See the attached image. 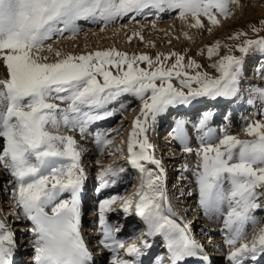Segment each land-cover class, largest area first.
Returning <instances> with one entry per match:
<instances>
[{"label":"snow or ice","instance_id":"obj_1","mask_svg":"<svg viewBox=\"0 0 264 264\" xmlns=\"http://www.w3.org/2000/svg\"><path fill=\"white\" fill-rule=\"evenodd\" d=\"M241 7V0H0V62L6 73L0 78V165L11 177L13 203L19 213L16 218L31 224L33 264H95L80 230V193L87 179L80 165L81 154L72 136L54 133L61 128L78 129L83 136L94 123L113 117L116 110L109 105L125 95L140 101L139 115L128 133L126 157L138 173L139 184L126 197L111 196L99 202L100 244L111 253L109 264H143L145 250L152 247L148 238L154 237L161 238L167 253L166 260L157 257L154 264H186L188 260L211 264L190 224L178 222L166 188V172L151 152L148 130L170 108L200 99L234 100L240 92L247 55L255 51L264 56V37L259 36L264 20L259 28L251 26L257 39H244L234 48L228 47L225 55L220 56L225 46L219 41L198 53L209 60L219 56L209 65L214 76L200 71L201 65L192 59L185 62V56L176 52L152 58L110 48L65 55L47 42L78 36L81 21L99 26L103 32L125 19L131 24L138 17L159 18L162 13H175L188 29H204L207 21L211 33ZM152 27L156 28L155 22ZM246 35L239 31L229 39L237 41ZM135 36L140 33L127 39ZM184 38L191 39L187 32ZM45 48L54 52V62L42 55ZM142 63L147 67H140ZM174 79L179 87L173 84ZM256 100L264 106V88H250L247 103ZM119 110L125 111L126 106L121 104ZM260 115L264 116V111ZM213 116L210 111L203 112L193 125L199 134L197 149L189 147L184 120L177 121L173 139L183 152L195 151L192 175L204 214H222L227 206L222 232L224 244L234 249L227 256L229 264L254 262L264 256V227L251 240L246 229L249 224L253 228L259 224L253 212L264 208L259 202L264 196V120L248 123L243 131L249 139H240L224 127L218 136L209 127ZM95 143L103 154L112 141L98 134ZM183 170H188L186 164ZM125 172L124 167L101 166L97 193L115 184ZM65 194L66 199L62 198ZM117 202L125 216L132 215L134 209L143 223L144 239L139 245L118 238L121 226L108 222L107 213L115 210ZM16 247L14 233L0 222V264H14Z\"/></svg>","mask_w":264,"mask_h":264},{"label":"rangeland","instance_id":"obj_2","mask_svg":"<svg viewBox=\"0 0 264 264\" xmlns=\"http://www.w3.org/2000/svg\"><path fill=\"white\" fill-rule=\"evenodd\" d=\"M241 4L243 6L240 9L236 10V12L234 13V15L232 17L228 18L227 20H221V26L225 25L226 21H228V20H229L228 22L230 24L236 23L237 21H239L238 25H236V26L234 25V26H231V27L230 26H226L224 31L221 28V26L216 27V29L219 30L218 34L211 35L208 40H204V41H202V42H200L198 44H193L192 45L191 41L194 42L195 40L191 39L189 41L188 39H185L184 36H182L180 38H178V37L168 38L166 41H164L162 39H164L165 36H160V35H164V33L162 31H158V33L160 35L157 34L156 36H154L152 34L151 38L149 39L150 43L143 45L144 48H142L140 51H138V52H132V51L128 52V51L120 49L119 47L118 48L110 47V45H107V44L102 45L100 42L92 43L91 42L92 41L91 38L93 36H96V34L94 33V34L88 36V35H86V33L88 31H94V30L98 31V30H100V27L98 26L95 29L90 27L87 31L83 30V29L80 31V34L78 36H76V37H79L81 35L84 36L81 45L77 46L75 44L73 47H70V48L66 47L67 45L66 46H58L56 49H54V51L55 50H59L62 54H65V55L66 54L80 55V54H85V53H88V52H95V51H98V50H105V49L115 48L117 51L125 52L129 56L146 54V55H148V56H150L152 58H155L157 54H165V55H167L169 53L176 52V53H180V54L185 56V62H187L188 59H192L197 64L201 65L200 71L207 72L210 75L214 76V75H216V73H215L214 69L209 67V65L211 63H214L216 60H218L219 56L213 57L212 60H209V59H207L206 54L205 55H198V53L202 49H206L208 46L214 44L216 41H219L221 43V45L225 46V47H222L221 50H220V56H223V55H225L227 53L228 47L234 48L236 44L242 43L244 39H257L258 38V36L254 35L253 32L251 31V26H255V27L259 28L260 27V21L264 20V0H241ZM171 19L172 20L176 19L174 14H171L169 17H166L165 19H162V20L169 21ZM139 21H142V18ZM81 22H84V21H81ZM127 23H128V21L124 20V21L121 22L120 25H125ZM177 23H178L177 25L178 26L180 25V27L182 29H183V27H185L180 21H178ZM204 23H205V25H207V21H204ZM131 24H133V23H131ZM125 31H127V28H126ZM132 31L134 32V30H132ZM239 31L245 32L247 35L245 37H241L240 40H237V41H233V40L229 39L230 36H232L233 34H235L236 32H239ZM154 34H156V32H154ZM259 36L260 37H264V31L259 32ZM157 38H160L161 40L160 41L159 40L154 41V39H157ZM108 39H110V38H108ZM128 42H130V41L128 40ZM74 48L78 49V50H74ZM257 53L258 52H255V51L250 52L247 55V57H246V59L244 61V74L242 76L243 79L241 78V83H240V92L241 93H242V91H245L246 93H249L250 92L249 91L250 88L253 87V86H259V87L264 88V76L258 75L257 73H253L256 78L253 77V76H251L252 78H250L249 76H250L251 73H248L247 72L248 69L245 68V66L248 63H250L252 57L261 56L260 53H258V54ZM232 54L233 55H237V56L240 55V53L236 52V51H233ZM42 55L50 56V61L54 62V59H55L54 55L52 56V54L48 53L47 51H44L42 53ZM262 57H263L262 59H264V56H262ZM173 61H174V58H173V60H170L167 63L170 64ZM140 67L144 68V67H147V66H146V64L142 63V64H140ZM113 71L115 72V69H113ZM263 75H264V73H263ZM247 77H248V79H252V82L250 80L246 79ZM257 77H260L259 81H257V79H258ZM247 83H249V84H247ZM173 84L176 87H179V83L175 79L173 80ZM242 94H240L242 99L244 97H247V98L243 99L245 104H246V106H247V104H248L247 100H248L249 96H246V95L244 96V94L243 95ZM130 97H132V96H130ZM123 98H124L123 96L120 97V101L121 102H117L116 104H113V105L110 104L109 108L110 107H113V108L115 107V108H117L118 111H120L119 110L120 109V105L124 104L123 101L121 100ZM132 100L135 103H133V104H131V103L130 104H124L126 106V108L127 107H129V108H127L125 111H122L123 113H121V111H120L121 116H118L116 118L115 122L113 123V125L111 126V128H109V130L112 129L111 131H114V132H117L116 129H120V131L118 133L114 134V135L112 134V136H111L112 143L107 145V146L115 145L116 150L120 149L121 151L120 152H118V151H115V152L110 151L111 153H114V154L113 155H109V153L108 154L106 153V154H104V156L100 152H98V156L96 158H93V156H90L91 158L89 157L90 158L89 160H85L86 159V156H85L84 160H81V165H82L83 169L85 167V169H84L85 170V174H87L89 172L88 173L89 177L92 176V178L93 177L97 178V175H98L99 171L101 170V166L106 167V166L111 165L112 167H124L125 169L129 168L130 165H128V163L126 162L127 161L126 160V157H127V138H128V133L131 131L132 121L139 115V110H140V101L136 100L134 97H132ZM260 106H262V105L260 104L259 108H260ZM110 109H112V108H110ZM162 116L164 117L165 120H167V116H164V115H162ZM200 116H198V114H197L196 118H198ZM253 119H251V121H253V122H255L257 120H264V116H261V115L257 116L256 119H254L255 121ZM184 121H186V120H184ZM157 122H158V120H157ZM157 122H156V124L153 127L149 128V130H148V134H149L148 138H150V139H152V136H153L152 133L154 135H156L159 130H162V128L166 127V125H162L161 128L159 129L158 128L159 126L157 125ZM194 122H196V121H194ZM253 122H250V123H253ZM192 124H193V122L191 123V126L190 125L187 126L188 127L187 130H186L187 132H191L190 128L193 127V125H194V124L193 125ZM233 125H235L234 122H233ZM241 125H242V123L236 124L233 127V129L230 131V133L232 135L237 136V137L239 136L238 138H240V136H241V132L240 131L247 124L242 125V126ZM220 128H221V126H220ZM150 130H151V132H150ZM63 131L62 132H58V133H54V134H60V135H69L70 134L68 132L66 134V131H64V132ZM111 131H110V134H111ZM192 132H193V130H192ZM195 132H197V131H195ZM188 134L190 135V138H192L191 133H188ZM69 136H72V134H70ZM192 139H194V138H192ZM155 141H156V137H155ZM194 141L196 142L195 139H194ZM0 142L2 144V140H0ZM81 142H83V141L81 140ZM148 142H149L150 145H152L151 152L154 155V157L157 160H159L162 165L165 166V160L167 159L166 153L164 154V157H162V154H160V153H162L164 151L161 152L159 146H157L156 144H152L150 140ZM77 147L79 148V146H77ZM88 147H90V146H88ZM196 147L198 148L199 146L196 145ZM0 148H2V146ZM78 150H80V149H78ZM176 152L177 151H175L174 148H171V149L168 150L167 153L171 154L170 156H172L173 154H176ZM183 153H185V152H183ZM169 154H168V156H169ZM185 154H183V156H182L184 158H182L180 156V157L177 158V160H171V162L173 164H176V167L174 166L173 169H169L170 168L169 162L166 165L167 168L163 167L165 169V171H166V177L168 175V177H167L168 179L170 178V175H171L172 172H173L172 175H174V173H175L174 169L175 168L178 169V168H181L183 165H185ZM83 157H84V155L81 156V158H83ZM97 161H99V165H95L94 167H92L94 164H97ZM115 165H118V166H115ZM150 166L153 167V165H148V167H150ZM130 169H131V167H130ZM181 169H183V168H181ZM2 170L3 171L0 174V221L2 220L1 222L5 223V221L8 220V222L10 224L9 228L14 233L15 240H16V242H18L17 245H19V242H21L22 239L25 238V236L24 237L21 236L22 233L21 232H17L16 229H15L18 226L17 227H15V226L18 225V224L20 225V222L17 221V220H22V217L20 219H17L16 217H9L8 218V216H7L8 213H12V214H15V215H18L19 213H18V211L15 212V208L13 207L14 203H13V197H12V185L10 183L11 177L5 172L3 167H2ZM187 172L190 173L189 175L191 177V174L193 173V171H191V172H189L188 170L185 171V172H180L179 171L174 176H172V178H173L172 180H171V178L169 180H167L166 185L169 182L171 187L174 186V185H175V187L176 186H180L181 187V184H183L182 183L183 181H180V179H182L184 177L186 178V175L183 176V174L187 173ZM178 174H181L182 176H178ZM128 180H129V178L122 180L123 184H125ZM122 181H121V184H122ZM138 184H139L138 173H136L132 169V172L130 173V181H129V183L126 186H124L122 188V192L120 193V197H123L124 195L128 196L127 194L130 195V193H133L135 188L138 186ZM182 187H184V185ZM185 188H186V186H185ZM185 188H183V190L181 192L185 193V191L187 190L186 193H188L189 188L188 189H185ZM127 189L129 190V192H127ZM112 192L116 193L118 191H112ZM177 192H179L178 189H177ZM174 198L178 199V196L177 197L175 196ZM185 198H186L185 200H187V202H184L183 198H182L183 200H181V202H180L179 213L181 214V216H185V218L188 219L187 216L190 215L189 217H190L191 221H193V222H195L196 220L197 221H202V220H199V217L197 218L194 214H191L193 212V210H194L193 207H192L193 205L191 204V202L188 201L187 197H185ZM115 207H117V206H115ZM177 210H176V212H177ZM1 215H2V217L4 216V218H1ZM132 215H134V214H132ZM132 215L125 216V214L123 213V214L119 215V219L118 220L122 221L123 218H124V220L126 221L125 218L126 217H131ZM219 217L220 216L216 215V214L211 215V218H215V219H211V220L212 221L213 220H219ZM22 221L26 222L25 219H23ZM179 221H180V219H179ZM13 223H14V225H13ZM6 225L8 226V224H6ZM207 225H210V223H208V224L206 223V226ZM261 227H264V220H262L257 225L256 229L253 228V226H252V228L248 231L249 240H251L253 235L258 234L259 228H261ZM21 228H22V226H21ZM199 229H200V227L195 226L194 233H198L200 231ZM136 231L139 234L138 228H136ZM135 237L139 238V235H138V237L137 236H135ZM138 241L139 240H137L134 243L138 244ZM220 244H222V243H220ZM25 249H26V246H24L23 250H25ZM23 250L20 249L19 254H21L23 252ZM24 252L23 253L26 254L29 251L25 250ZM32 252H30L29 254H31ZM229 253L230 252H226L225 254L227 255ZM17 254H18V252H17Z\"/></svg>","mask_w":264,"mask_h":264},{"label":"bare ground","instance_id":"obj_3","mask_svg":"<svg viewBox=\"0 0 264 264\" xmlns=\"http://www.w3.org/2000/svg\"><path fill=\"white\" fill-rule=\"evenodd\" d=\"M243 6V5H242ZM172 14H174L175 15V13H172ZM171 14H168V13H162L161 15H160V17L159 18H157L156 16H154V15H152V16H148V17H138L137 18V22H135V23H133V24H129V23H127V24H125V25H123V27H122V25H120L121 24V22L120 23H117V24H115V25H113V26H111V27H109V28H107L105 31H103V32H101L100 30H94V31H88L87 33H86V35H88V36H90V35H92V34H96V36H93L92 38H91V42L92 43H95V42H100L102 45H104V44H107V45H110V47H116V48H120V49H122V50H125V51H128V52H130V51H132V52H138V51H140L142 48H144L143 47V45H145V44H148V43H150V38H151V35L153 34L154 36H156L157 34L158 35H160L159 33H158V31H162L163 33H164V35H160V36H165V38L164 39H162V40H164V41H166L168 38H173V37H178V38H180V37H182V36H184V33L185 32H187L188 33V35L191 37V39H193V40H195L194 42H192L191 41V43H192V45L193 44H198V43H200V42H202V41H204V40H208L209 39V37L211 36V35H214V34H218V32H219V30L218 29H213L212 30V32L211 33H209L208 32V30H207V28H208V26L207 25H205V28L204 29H188V28H186V27H183V29L180 27V25L178 26L177 24V22L179 21V20H177V19H174V20H169V21H167V20H162V19H165L166 17H169ZM141 18H142V21H139V20H141ZM125 20H127V19H125ZM162 20V21H161ZM229 21V20H228ZM228 21H226V24L225 25H222L221 26V28L223 29V31H224V29L226 28V26H236V25H238L239 24V21H237L236 23H232V24H230ZM153 22H155V24H156V28L154 29L153 27H152V24H153ZM144 23V24H143ZM79 24H80V28H81V30L83 29V30H88L90 27L91 28H97L98 26L96 25H92V24H89V23H87V22H79ZM126 28H127V31H125L126 30ZM132 30H134V32H139L140 33V36H135V37H133L132 38V40L130 41V42H128V40H127V37H128V35L129 36H131L132 35V33H134ZM154 32H156V34H154ZM85 35V36H86ZM141 37H142V39H141ZM83 38H84V36H79V37H74V38H72V39H58V38H54L52 41H49V42H47L48 44H51V46H52V48L53 49H56L58 46H66V47H73L75 44L78 46V45H81L82 44V40H83ZM108 38H110V39H108ZM190 39V40H191ZM157 40H161L160 38H157V39H154V41H157ZM189 40V39H188ZM189 40V41H190ZM153 42V41H152ZM59 43V44H58ZM123 43V44H122ZM189 43V42H188ZM46 47H47V45H46ZM74 50H78V49H75L74 48ZM45 51H47L46 50V48H45ZM50 54H52V56L54 55V52L53 53H50ZM258 54V53H257ZM49 58H50V56H49ZM262 61H264V59H262V60H260V62L257 64V62H255V64L252 66V68L250 69L253 73H257L258 75H261V71L260 72H258L257 70L259 69V68H262L263 66H264V63H262ZM6 75V73H5V70H4V68H3V65H2V62H0V78H2V77H4ZM250 78H252V77H250ZM258 79H257V81H259V78L260 77H257ZM243 79V78H242ZM245 79V78H244ZM246 79H248V77L246 78ZM250 83V82H249ZM249 83H247V84H249ZM248 91V90H247ZM250 91V90H249ZM243 95V94H242ZM245 95L246 96H249V93H245ZM244 98H247V97H244ZM131 101V100H130ZM130 101H128L127 99H125V101L123 102V103H127V104H133L134 102L132 101V102H130ZM234 100H231V101H228V100H225V102L223 103V104H219L218 105V108H219V111H217V112H215V113H213L214 114V116H213V121L214 120H216V118H218L219 117V113H220V111L222 110V108H223V106H225V104H228V103H232ZM244 101V100H243ZM54 103H57L58 105H59V107H61V108H66L67 107V105L66 104H63V103H60V102H58V101H53ZM117 102H121L120 101V98L116 101V102H114L113 104H116ZM113 104H111V105H113ZM260 105V103H259V100H256L255 101V103L254 104H252V105H249V104H247V106H248V111H249V113H251V116H249V119H253L254 117H256V116H258L257 114L254 116L253 115V113H254V109L256 110L257 108H259V105ZM244 105H246L245 103H243V104H241V105H237V107L239 108L240 107V111H239V114H240V112H241V109H242V107L244 106ZM110 106V105H109ZM192 105H188V106H186L185 108H184V110H186V108H187V110H188V108H189V111H191V113L189 114H187V113H185L184 114V116H183V119L184 120H186L187 121V123L185 124V129L187 130V126L188 125H190L191 126V123L193 122V124H196L197 122H198V120H199V118L200 117H198V118H196V115L198 114V111H196V110H198V108H196V110L195 109H193V106L191 107ZM257 107V108H256ZM264 110V109H263ZM180 111V110H179ZM206 112V111H205ZM256 113H258V111L256 110ZM229 116H230V113H229ZM227 117V118H230V117ZM115 117V115L113 116V117H111V118H109L108 120L110 121L112 118H114ZM130 117V116H129ZM227 120V119H226ZM232 120V119H231ZM194 121H196V122H194ZM228 122L229 123H232V122H235V120L233 119L232 120V122H230V120H228ZM192 124V125H193ZM157 125L159 126L158 128L160 129L161 128V126L162 125H167V120H165L164 119V117L163 116H161V117H159V119H158V122H157ZM176 127V123H174V127H173V129ZM222 127H226V125H224V124H222L221 125V128ZM220 128V129H221ZM243 128V127H242ZM173 129L171 130V132H170V134H168L167 133V135H165V139L162 141V140H160V141H162V142H160L159 141V139H158V137H157V139H156V141H155V135L152 133V139H150V138H148V141L150 140L151 141V143L152 144H156L157 146H159V148H160V151L162 152V151H164V152H162V153H160V154H162V157H164V154L166 153V155H167V159L165 160V166L164 165H162L163 167H165V168H167V163L169 162V164H170V168L169 169H173V167L175 166L176 167V164H173L172 162H171V160H177V158L178 157H182L183 156V154H185V153H183L182 151V149H181V146H180V144L175 140V139H173V135H174V133H173ZM212 129H214V128H212ZM244 129V128H243ZM242 129V130H243ZM64 129L63 128H61L60 130H59V132H62ZM190 130H191V132H187V134L188 133H191V136H192V138H194L195 140H196V138L198 137V133L197 132H195L196 130L193 128V127H191L190 128ZM192 130H193V132H192ZM215 131H216V128L214 129ZM227 130V129H226ZM240 131L241 132V136H240V139H249V137H247L245 134H244V131ZM51 131V130H50ZM68 131V130H67ZM67 131H66V134H67ZM231 131V130H230ZM234 131V130H233ZM64 132V131H63ZM150 132H151V130H150ZM235 132V131H234ZM68 133H70V134H72V137H73V139L76 141V145L77 146H79V147H83L84 146V150L82 149H80V148H77V149H80V150H78L79 152H80V154H81V156L82 155H84V157L83 158H81L80 159V165H81V160H84V158H85V156H86V159L85 160H89L91 157L90 156H93V158H96L97 156H98V152H100V149H99V147L96 145V143H95V138H96V136L97 135H95L94 137H90L89 136V142H86L85 141V139H87V131L84 133V135L82 136L81 134H80V132H79V130L77 129V130H75V131H68ZM116 133H118V132H114V131H111V134H110V132H109V136H112V134L114 135V134H116ZM216 133H217V131H216ZM69 134V135H70ZM69 135H67V136H69ZM100 135H103V133H100ZM149 135V134H148ZM217 135L219 136V134L217 133ZM188 137H189V147H191V148H193L194 150L195 149H197V147H196V145L197 146H199V143H198V141L196 140V142L194 141V139H192V138H190V135L188 134ZM239 137V136H238ZM112 139V138H111ZM110 139V140H111ZM81 140L83 141V142H81ZM112 141V140H111ZM173 143V144H172ZM163 144H164V146H163ZM171 144V145H170ZM90 146V147H88V146ZM2 146V144H1V142H0V147ZM87 146V147H86ZM171 146H174L175 148H177L181 153H177L176 152V154H173L172 156H170L171 154H169V153H167L168 152V150L170 149V147ZM110 151H112V152H115L116 151V147H115V145H110V146H107L105 149H104V152H103V156H104V154H108V153H110ZM120 152V151H119ZM101 153V152H100ZM99 153V154H100ZM168 154H169V156H168ZM89 155V156H88ZM90 157V158H89ZM161 157V158H162ZM182 158H184V157H182ZM184 161V160H183ZM196 162H197V158H196V155H195V151L192 153V154H188V153H186L185 154V164L187 165V168H188V171L189 172H191V171H194L195 170V166H196ZM93 165V164H92ZM91 165V166H92ZM95 165H98V164H94L92 167H94ZM115 166H118V165H115ZM82 167V166H81ZM150 168H154V166L152 167V166H150ZM182 168H184V165L182 166ZM177 170V172L178 171H182L183 169H181V168H179V169H176L175 168V171ZM3 170H2V168H0V174H1V172H2ZM132 172V168L130 169V166H129V168L128 169H126V172L124 173V174H122V176L119 178V179H117V181H116V183L115 184H113V187H112V190L111 189H109L108 187H106V188H104V189H102L101 191L102 192H104V196H105V194H107V193H109V190H110V192L111 191H119L120 190V188L123 186L122 184H123V181L122 180H124V179H128L129 177H130V173ZM166 172V171H165ZM176 172V173H177ZM185 172V171H184ZM173 173V172H172ZM172 173H171V175H170V178H171V180L173 179L172 178V176H174V175H172ZM175 173V174H176ZM188 173V172H187ZM187 176L189 177L188 179L186 178L185 180H182L183 182H185L184 184H186L185 186H186V188L185 189H188L189 188V190H188V193L189 192H191L192 194L191 195H188V193H186V191H185V193L184 192H181L183 189L180 187V186H176V187H174V189L173 190H175V189H179V192H180V195H178V199H175V207H174V210L176 211L177 209H179V202H181L179 199L180 198H184V197H187L188 199H193L194 198V196H197L198 197V193H197V190H196V185H195V180H194V177H192L193 175L191 174V177H190V175L189 174H187ZM126 177V178H125ZM167 177H168V175H167ZM166 177V182H167V180H168V178ZM169 178V179H170ZM185 178V177H184ZM181 180V179H180ZM121 181H122V184H121ZM187 181V182H186ZM226 187H227V185H225ZM97 187H98V183H97ZM97 189V188H96ZM96 193H97V191H95ZM94 192V193H95ZM181 193H183V195H181ZM131 194V193H130ZM67 194H65L64 196H66ZM63 196V197H64ZM103 196V197H104ZM99 200H101V199H99ZM102 200H104V199H102ZM101 200V201H102ZM99 202L100 201H98V203H96V204H94V208H92L93 210H95L96 208H97V204H99ZM259 202L261 203V204H264V196H261L260 198H259ZM263 202V203H262ZM115 206H117V207H115ZM113 208L115 209L114 211H110V212H108L107 213V216L109 217V219L111 218V219H116V218H118V216L120 215V213H122L123 211L121 210V208H120V203H118L117 205L115 204V205H113ZM117 209V210H116ZM48 211H49V213H50V209H48ZM118 211V212H117ZM133 212H134V209H133ZM227 212V206L225 205L224 206V208H223V210H222V213H226ZM221 214H219V216H220ZM94 216V215H93ZM91 217V216H90ZM1 218H4V216L2 217V215H1ZM262 218L264 219V215L262 216ZM126 219V221L124 220V224H123V228H122V232L124 233V232H128V227H127V224H129V225H131V227H135V225H136V221H137V223H138V217H136L135 215H132L131 217H126L125 218ZM132 219V220H131ZM211 219H215V218H211ZM217 219V218H216ZM22 220H23V218H22ZM22 220H17V221H19V222H22ZM2 221V220H1ZM0 221V222H1ZM179 221V220H178ZM213 221H215L216 222V224L218 225L219 224V220H213ZM211 225V224H210ZM21 227V226H20ZM24 226H22V228H15V229H17V231L19 230V231H26L28 228L26 227V229L25 228H23ZM25 229V230H24ZM213 229V228H212ZM130 230V229H129ZM141 236H139V238H140ZM138 245H139V243H138ZM26 250L27 251H29L28 253H30V252H32V247L31 246H26ZM94 254L96 255L97 254V252L95 251L94 252ZM230 254V253H229ZM229 254H227V256L229 255ZM227 256H226V258H227ZM228 261V260H227Z\"/></svg>","mask_w":264,"mask_h":264}]
</instances>
